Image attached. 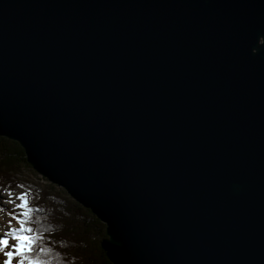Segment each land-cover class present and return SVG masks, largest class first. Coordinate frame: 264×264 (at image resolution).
<instances>
[{
    "label": "water",
    "instance_id": "1",
    "mask_svg": "<svg viewBox=\"0 0 264 264\" xmlns=\"http://www.w3.org/2000/svg\"><path fill=\"white\" fill-rule=\"evenodd\" d=\"M0 136L111 264H264V0H0Z\"/></svg>",
    "mask_w": 264,
    "mask_h": 264
},
{
    "label": "trees",
    "instance_id": "2",
    "mask_svg": "<svg viewBox=\"0 0 264 264\" xmlns=\"http://www.w3.org/2000/svg\"><path fill=\"white\" fill-rule=\"evenodd\" d=\"M28 165L20 145L0 136V191L15 184L25 189L28 207L33 209L26 227L32 228L31 235L38 237L34 247L45 249L51 242L61 252L65 264H111L101 249V242L106 239L105 225L90 211L56 192L44 191L38 184L9 180L7 173ZM71 206L78 215L73 214ZM3 210L0 204V211Z\"/></svg>",
    "mask_w": 264,
    "mask_h": 264
},
{
    "label": "rangeland",
    "instance_id": "3",
    "mask_svg": "<svg viewBox=\"0 0 264 264\" xmlns=\"http://www.w3.org/2000/svg\"><path fill=\"white\" fill-rule=\"evenodd\" d=\"M7 176H9V180L12 182H18V180H21V181H28L34 184H38L39 186H41V188L44 191L53 192V193L56 192V194H59L62 197L63 196L66 197L71 203L74 202L76 205L82 207V205L76 202L74 199H72L63 188L58 187L53 183H50L45 177L36 173L31 168L30 164L27 167H23L22 169H20V171L14 170L10 173H7ZM62 192H64L65 195L62 194ZM9 193L12 194L11 197L12 202H9L10 199L8 195ZM21 193H25V189L18 184H15L11 188H6L0 191V204L4 208L2 212L0 211V236H3L4 233L9 230V221H10L9 212H13V211L15 213L20 212V209H16L15 205L20 203V201L16 199V197H18ZM72 209H73V214L74 213L77 215L79 214V212L75 210L73 207ZM11 227L18 229L20 226L15 219H11ZM15 243L16 242L14 240H10V244H15ZM7 250L8 249H5V251ZM44 250H45L44 252L39 253V258L42 260V264H65L64 262L61 261L63 260V256L61 255V252H59L57 248H54L51 242L49 243L48 246H46ZM5 259L6 257H4L3 253L0 252V264H3V261ZM13 264H16L15 259L13 260Z\"/></svg>",
    "mask_w": 264,
    "mask_h": 264
},
{
    "label": "snow or ice",
    "instance_id": "4",
    "mask_svg": "<svg viewBox=\"0 0 264 264\" xmlns=\"http://www.w3.org/2000/svg\"><path fill=\"white\" fill-rule=\"evenodd\" d=\"M9 202H12V194L9 193ZM20 201L15 205L16 209H20L19 213L9 212V230L0 236V252L3 253L6 259L3 264H13V260H16V264H42V260L39 258V253L44 252L43 248L34 247L36 245L38 237L31 235L33 229L26 227L29 222L30 214L33 209L28 207L27 193H21L16 197ZM11 219H15L20 225L18 229L11 227ZM10 240H14L15 244H10ZM5 249H8L5 251Z\"/></svg>",
    "mask_w": 264,
    "mask_h": 264
}]
</instances>
